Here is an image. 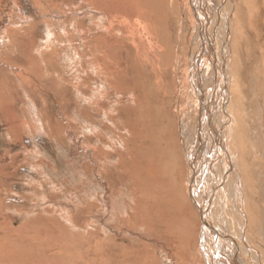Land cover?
Segmentation results:
<instances>
[{"label":"rangeland","instance_id":"rangeland-1","mask_svg":"<svg viewBox=\"0 0 264 264\" xmlns=\"http://www.w3.org/2000/svg\"><path fill=\"white\" fill-rule=\"evenodd\" d=\"M126 1L135 6L136 14L140 15L141 20L146 19L148 22L146 13L149 12V15L152 13L151 20L153 18L158 26L157 35L160 39H164V43L170 44L168 47L164 44L160 53L164 55L167 51L169 57L166 58L164 55V60L157 57L154 59L155 63L167 64L168 70H171L170 63L179 57L177 61H174L173 70L168 75L169 83L164 90L169 94V98L164 94L157 98L161 103V117L165 115L162 111L166 110L165 113L168 114L170 122L172 120L170 128H175V131L180 128L183 112H187L193 79L200 85L204 81L211 82V80V83L215 84L221 78L213 62L217 57L220 60V57L214 52L206 56L207 42L210 40L200 34L203 30L200 26L201 20L195 18L192 0ZM239 1H241L240 5L244 6V23L240 25V39L244 44V51L249 55L253 53L254 56H258L264 49V36L260 29L264 26V0H232V13L226 18L227 25L230 27ZM119 3V0H0V233L2 235L6 227L16 229L24 224H30L33 234H24L22 232L25 230H21L22 236L42 237L43 234L40 235V231H43L42 227L45 226L42 224H46L49 219H54L52 214L56 212L72 216L73 220L80 224L88 221L85 232L70 230V235L73 233V237L76 233L81 234L82 237L91 235L93 239L98 238V240L105 237L103 231L107 232L108 228L104 227L103 222H98L97 213L103 212L105 207L109 209L102 199L103 195L107 196L109 193L99 170L100 146L98 145H110L114 148L106 159L108 163L115 161L121 151L122 158L129 154L127 152L129 149L125 150L122 143L127 144L132 153L129 130L125 127L123 120L120 121L116 116L122 112V110L119 111L121 107L127 108L123 105L127 102L125 88L129 87L132 95L142 88L140 81L145 74L137 60L149 64L143 61L147 56L145 50L150 46L156 52L154 41L147 45L138 35L141 33V28L125 34L122 30L125 26L123 21L112 18L116 13L123 15L119 9ZM204 5L209 9L206 14L208 22L214 24L210 46L217 51V46L221 45L219 39L222 14L215 13L212 16V12H219L221 7L215 0L205 1ZM227 11L229 14L230 10L227 9ZM144 31L148 32V28ZM233 35L236 39L239 38L238 34ZM116 45L119 55L113 50ZM109 46L112 47L109 48ZM136 49L139 52L138 57H135ZM231 53L237 54L245 61L244 54L238 48L235 50L230 44L229 56H227L230 72L233 70ZM100 56L105 60L100 62ZM252 62L256 63V60ZM113 64L117 65L119 75L116 78L117 83L111 85L103 79L105 74L111 77ZM249 68L247 67L248 78L257 79L253 76L254 69L250 66ZM172 74H174L173 80L170 79ZM221 85L222 83L219 86ZM201 99L204 102L208 101L205 96H201L197 104L202 106ZM246 100L248 113L258 112L261 109L262 100L256 101L255 96L252 95L246 97ZM248 100L255 105L253 106ZM211 102L213 106L217 104L218 96L214 95V99L211 96ZM208 106L210 109L213 107L209 103ZM195 109L200 113V109ZM210 112L211 120L220 125V122L215 119L214 112L209 111L208 115ZM190 117H194L192 112L189 117L187 115V121L188 126L193 127ZM103 128L106 132L102 131ZM223 130L224 128L221 129L220 136ZM260 130L264 132V124L260 126ZM192 132L193 129L185 133L180 131V134L184 136V140H187ZM257 140L262 143V138ZM211 146L213 145H208L207 152L203 154L204 158L196 152V155L186 154L185 163L180 160V166L182 170H185L179 183L185 190L187 184L190 188L209 183L210 176L213 174L212 169H215L211 160L216 156L213 153L210 160L207 158ZM179 152L183 153L180 148ZM224 153L229 160L226 148ZM134 158L141 161L138 156ZM262 158L264 159V152ZM192 159L198 160L195 165ZM260 166L264 173V162ZM232 167L233 159H230L229 170ZM118 169L123 174L128 173V176H122L127 180L134 177L133 173L141 174L138 167L134 168L129 164H121ZM263 173L260 176L262 179H264ZM115 178L116 187L123 189V179ZM194 178L195 182L189 185ZM126 183L123 195L136 191L134 183L130 181ZM128 185L129 188H127ZM160 185L169 190L172 186L170 182ZM172 195H174L173 191L162 195L163 200L167 197V201H170L173 199ZM203 196L204 194H200V198ZM123 201L122 204L127 202L125 199ZM118 202L121 203L119 200ZM189 204L178 206L177 203L165 202L161 215L165 225L158 234L145 232L144 236L139 237L137 233L129 229L126 232L117 229L119 232L116 233L109 230L107 234L115 238L118 249L104 250L103 257L106 258L104 254H129L120 250L121 247H125L130 248L131 254H135V258L140 261L142 253L146 252V264H168V260L173 264H182L179 263L181 259L175 252V249H178V241L174 237L179 236L180 233L179 229L177 230L179 228L177 223H189L190 228L192 225L191 231L193 230L198 236L202 229L203 215L208 210L210 217L207 221L213 227H225L228 230L233 236L232 254L240 259L244 246L225 223L229 219L236 220L238 223L245 217L243 209L245 202L239 204L238 213L225 207L214 208L209 202L206 210L197 211L195 208V215H190L192 205L189 206ZM258 204H260L261 213L249 211L248 217L252 216L256 220L255 215H257L258 219L260 218V224L264 226L262 199L258 201ZM211 209L214 211L212 212ZM78 211H81V215ZM79 215L81 219L78 218ZM183 217L186 220H182ZM102 219L112 220L110 214L103 215ZM94 221L97 223L92 224ZM109 224H111L110 221ZM84 227L85 225L81 226L82 229ZM114 227L116 228V225ZM258 230H261L260 227L256 229ZM262 230L264 231V227ZM95 234L98 236L96 237ZM253 235L256 240L259 234L253 230ZM152 240H157L159 243L150 242ZM97 243L100 245V242L91 240L88 245L93 246ZM182 243L184 247L180 248L190 252L191 247L195 246L196 239ZM16 245L25 250L37 251L36 253L43 247L42 244L28 247L18 240ZM220 245L224 248L223 239ZM198 250L202 252L201 247ZM220 252H216L217 255L224 256V251L220 250ZM100 257L101 253L93 254L89 250V258L93 260L89 264H100ZM106 259L110 264L111 260ZM250 260L254 264V259L250 258Z\"/></svg>","mask_w":264,"mask_h":264},{"label":"bare ground","instance_id":"bare-ground-1","mask_svg":"<svg viewBox=\"0 0 264 264\" xmlns=\"http://www.w3.org/2000/svg\"><path fill=\"white\" fill-rule=\"evenodd\" d=\"M119 1V9L123 12V15L116 13L112 18L121 19L123 21L125 26L122 27V30L125 34L131 33V30L134 31L141 28V33L138 35L147 45H150L151 42L154 41L156 52L153 51L150 46L145 50L147 56L143 61L149 64L137 60L145 74L144 78L140 81L142 88L138 89L135 95H132V91L129 87L125 88L124 91L127 102L123 103V105L127 108L123 109V107H121L119 111L122 110V112L119 113L120 115L116 116L120 121L123 120L125 127L129 130V135L131 136L129 137V144L132 153L129 146L122 143L125 150H127V148L129 149V151H127L129 154H127L125 158H122L121 151L116 156L115 161L108 163L106 159L114 151V148L110 145L100 143V145H98L100 146L98 150V156L100 158L99 170L102 174L101 178L104 179L105 188H107V192L109 193L107 196H102V199L108 205L109 209L105 207L103 212L97 213L98 222H103L104 227L108 228V231H115L116 233L119 232L120 229L121 232H126L129 229L132 230L133 233H137V236L141 237V235L144 236L145 232L149 234H158V232L161 231V228L165 225L164 220L161 218L162 207L165 202L177 203L178 206H188L190 203L193 206H191L190 215H195V208H197V211L206 210L209 202H211V206L214 208L222 209L225 207V209L229 208L238 213L239 204L245 202L243 207L246 214L245 217L238 223L233 219H229L225 223V225L233 231L234 236L241 241V245L244 246L242 254L239 256L240 259L237 255L232 254V249L234 248V243L232 241L233 236L228 230L225 229V227L220 228L214 226V228L211 223L207 221L210 217L208 210H206L203 215L201 221L202 229L198 236H196L193 230L191 231L192 225L190 228L188 225L189 223L180 222L178 220L179 217L177 218L178 222L181 224L177 223L179 225L177 230L179 229L178 232L180 231V233L178 234L179 236L174 237V239L178 241V249H175V252L181 259V261L178 262L182 264H252L250 258L254 259V264H263L264 237L262 228L264 226H262V223L260 224V218L258 219L257 215H255L256 220H254L252 216L248 217V212H259L260 204L257 205V203L259 200L261 201V199L264 205V179H262V177L260 178L261 173H263V169L260 165L264 162L262 158L264 152V132L260 130V126L264 124V49L258 56H254L253 53L249 55L244 51V44L240 39V25L244 23V6L240 5L241 1L238 2L239 5L236 8L235 16L230 27L227 25L226 18L232 13V0H215L219 2L221 8L219 12H212V16H214L215 13L222 14L220 18L219 39L221 45L217 46L216 51L210 46L214 24L213 22L209 23L206 16L209 9L204 5V2L208 0H192L195 18L196 20H201L200 26L203 30L200 34L207 40H210L207 42L206 56L208 57L211 55V52H214V54L220 57V60L217 57L213 62L216 64V69L218 73H220L221 78L218 79L215 84L211 83V80V82L204 81L200 85L198 81L193 79V87L189 94L190 98L189 96V99L186 97L188 99L187 112H183L180 128H177L179 134L177 137V129L174 131L175 128H170L172 120L170 122V119L167 117L168 114L166 115L165 113L166 110L162 111L165 115L161 117V103L157 98L162 94L169 98V94L165 93L167 91L164 90H166V86L169 83L168 75L173 70L174 61H177L179 57L170 63L172 66L171 70H168L167 64H156L154 61L155 58L159 57L161 60H164V55L166 58L169 57L167 51L164 52V55L160 53H162L161 48L164 44L166 47L170 46V44L168 43L167 45L164 43V39H160L157 35L158 26L153 18L151 20L153 14L151 13L150 16L149 12L146 13L149 18L148 22L146 19L141 20L140 15L138 13L136 14L137 10L133 4L131 5L126 0ZM227 9L230 10L229 14ZM150 10L151 8L149 6V11ZM145 28H148V32L144 31ZM260 29L264 36V26ZM234 33L239 35L238 39L233 35ZM169 42L171 43L172 41L170 40ZM230 44L233 45L235 50L238 48L241 53L244 54L245 58L244 61L237 54L234 55L231 53L230 60H232L231 64L233 65V70L232 65H230L231 72L227 65ZM110 47L112 46H109V48ZM210 48L212 49L210 50ZM113 50L119 55L117 45L113 47ZM138 55L139 52L136 49L135 57H138ZM104 60V57L100 56L99 61L102 62ZM253 60H256V63H253ZM222 61L223 63H221ZM221 64L222 67L220 68ZM249 66L254 69L253 76H256L257 79L248 78L247 73H249V71L247 67L249 68ZM105 75L103 81H108L111 85L117 83L116 78L119 75L117 65L113 64V73L110 78L107 74ZM173 75L174 74L170 77L172 80ZM221 83L222 85L220 87L219 85ZM196 94L199 98L198 100ZM106 95H108L107 92ZM106 95L104 97H106ZM214 95L215 97L218 96V103L213 106L211 96L214 99ZM249 95L255 96L256 101L257 99L263 101L261 109L258 112L252 110V113L247 112L248 103L246 97ZM201 96H205L208 100L204 102L201 99L203 106L197 104L200 102ZM248 101L251 103L250 100ZM208 103L213 106L211 109ZM252 105L254 106L255 104ZM195 108L200 109V113ZM209 111L215 113V119L220 122V125L211 120V112L208 115ZM191 112L194 115L193 118L190 117V121L194 124L193 127L188 126L187 121V115L189 117ZM198 114L199 117H197ZM222 128H224V130L222 136H220ZM192 129L193 132L191 137L184 140V136L180 134V131L185 133ZM102 131L106 132L105 128H103ZM106 135L108 134L106 133ZM106 135L104 136L108 137ZM257 138H262V143H260ZM99 139L101 141V138ZM208 145L213 146H211V151L208 153L207 158L210 160L213 153L216 154L215 158L211 160L215 169H212L213 174L210 176L209 183L203 186L196 185L190 188L187 184V189L185 190L179 183L180 178H182V173L185 170H182L180 160H183L185 163L186 154L196 155V152L200 154V157H203V154H205L209 148ZM179 148L183 153L179 152ZM225 148L226 153L228 151V157L233 159V167L231 170H229L230 159L228 160L224 153ZM135 156H138L141 161L138 158L135 159ZM197 161L192 159L194 165ZM121 164L133 165L134 168L138 167L141 174L136 175L133 173L134 177L127 180L125 177L128 176V173L126 172L123 174L118 169ZM183 166L185 168V165ZM186 169L188 171V167ZM228 174L229 176H227ZM122 176L125 177L122 178ZM115 177L123 179V189L116 187L117 180ZM129 181L132 182V184L134 183L136 191L130 192L129 190V195H126V193L123 195L122 192L125 191L124 186L127 185L126 182ZM168 182L172 185L170 190L164 189L160 185L161 183ZM191 182H195V178L189 182V185ZM206 186H208L207 189H205ZM127 188H129V185ZM172 191L174 193V195H172L173 199L167 201L168 199L165 197V200H163L162 195ZM251 193H253L252 197ZM200 194H204V196L200 198ZM123 199L127 201V204H122V202H124ZM118 200L121 201V203H119ZM103 205L105 204L103 203ZM122 207H124V209ZM213 211L214 210H212V212ZM55 213L52 214L54 219H49L46 224H42L45 225L42 227L43 231H40V235L43 234V236L39 238L22 236L21 230H25V232H22L24 234H33L30 224H24V226L16 229L6 227L3 230L4 234L2 235L0 233V264H89L90 261H93L89 258V250H91L93 254L98 252L101 253L99 259L100 264H109L106 258L111 260L110 264H146V252L142 253L140 257L142 260L140 261L135 258V254H131L132 250L130 248L125 247H121L120 250L126 251L129 254H104L106 257L104 258V250L118 249L115 238L112 235L109 236L107 234L108 231L106 232V230H104L103 235L105 237L99 240L95 238V236H98L96 234L94 236L95 239H93L91 235L82 237L81 234L77 233L74 234L75 237H73V233L70 235V230L73 229L76 232H85L86 226L89 224L88 221L80 224L75 222L72 216ZM78 213L81 215V211H78ZM260 213L261 211L259 214ZM107 214L111 215L112 220L102 219L103 215ZM80 215L78 216L79 219H81ZM140 219L142 221H140ZM137 220H139V223H137ZM182 220H186V218L183 217ZM109 221L111 224H109ZM95 223L97 222H92V224ZM82 225H85L84 229H82L83 227L81 228ZM115 225L116 228L114 227ZM169 225L172 227L171 224ZM258 225L262 231H256V229L259 228ZM37 229L39 230L38 227ZM117 229H119V231ZM144 229L146 230L144 231ZM253 230L259 234L256 240L253 237ZM52 234H56L57 236H51ZM167 236H169L168 233ZM192 239H196L195 246L191 247L190 252L183 250L184 244L182 242H189ZM222 239L224 248H221L220 245ZM16 240L25 243L28 247H32L34 244H42L43 247L36 253L37 251L25 250L23 247H19L16 245ZM91 240L100 242V245L97 243L93 246H89L88 243ZM150 242L159 243L157 240H152ZM199 247H201L202 252L198 250ZM220 250L224 251V256L217 255L216 252L221 253ZM194 251L195 254H193ZM163 261L167 262V260ZM168 264L173 263L168 260Z\"/></svg>","mask_w":264,"mask_h":264}]
</instances>
